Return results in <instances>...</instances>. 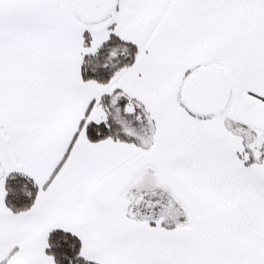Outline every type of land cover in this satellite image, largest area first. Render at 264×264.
<instances>
[{
	"label": "snow or ice",
	"instance_id": "6c2138e0",
	"mask_svg": "<svg viewBox=\"0 0 264 264\" xmlns=\"http://www.w3.org/2000/svg\"><path fill=\"white\" fill-rule=\"evenodd\" d=\"M0 264H264V0H0Z\"/></svg>",
	"mask_w": 264,
	"mask_h": 264
}]
</instances>
